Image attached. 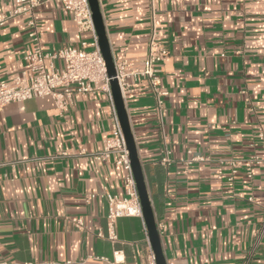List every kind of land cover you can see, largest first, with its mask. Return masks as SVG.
Masks as SVG:
<instances>
[{
    "label": "crops",
    "instance_id": "1",
    "mask_svg": "<svg viewBox=\"0 0 264 264\" xmlns=\"http://www.w3.org/2000/svg\"><path fill=\"white\" fill-rule=\"evenodd\" d=\"M114 61L140 72L148 0H99ZM15 0H0V14ZM40 45L54 52L82 39L55 1L35 9ZM157 30L169 50L159 65L162 122L144 76L129 77L124 103L167 264H264V0H163ZM27 17L0 26V76L24 69L33 43ZM60 68L62 62L55 61ZM112 109L104 92L73 93L60 112L49 96L0 110V264H146L143 218L115 221L106 235L104 190L121 194L124 170L99 159ZM164 148L171 162L161 163ZM192 156L205 160L188 162ZM251 198V199H249ZM81 217L84 229L71 218Z\"/></svg>",
    "mask_w": 264,
    "mask_h": 264
},
{
    "label": "built area",
    "instance_id": "2",
    "mask_svg": "<svg viewBox=\"0 0 264 264\" xmlns=\"http://www.w3.org/2000/svg\"><path fill=\"white\" fill-rule=\"evenodd\" d=\"M55 1L63 10L71 13L82 39L78 45H64L54 52H44L41 49L39 31L35 20V9L41 4ZM163 0H148L149 4V36L147 53L143 60V68L137 73L125 70V61H114L116 75L123 99L129 91V77L144 76L155 98L157 116L162 122L165 112L163 97L167 91L161 88V69L159 65L169 58V50L160 38L156 12L157 4ZM26 16L29 27L28 37L33 45L27 48L22 56L24 69L20 74L9 79L0 76V110L11 102L22 103L34 97L49 96L60 112L66 110L73 93L85 94L94 90L104 92L112 109L109 136L104 139L102 150L96 154L99 159L115 156V164L124 170V182L121 194H113L106 190L98 193L86 194V199L98 195L107 202L106 235L99 231L98 236L106 237L109 241H117L114 229L115 221L121 217L142 218L141 204L134 180L131 162L125 143L124 134L119 123L113 102L110 78L107 75L106 64L98 45V37L92 20V12L88 0H15V5L6 13L0 14V26L10 19ZM60 60L62 66L57 68L55 61ZM264 140V134L259 130L257 134ZM169 150L164 148L160 158L162 164L171 162ZM202 156H192L188 162L203 161ZM2 163L0 162V165ZM264 164V155L253 154L246 161V174L252 176L254 165ZM251 199V198H249ZM74 228L84 229L81 217L71 218ZM113 264L123 261L122 251L113 250ZM146 264H156L155 255L151 248L146 253Z\"/></svg>",
    "mask_w": 264,
    "mask_h": 264
},
{
    "label": "water",
    "instance_id": "3",
    "mask_svg": "<svg viewBox=\"0 0 264 264\" xmlns=\"http://www.w3.org/2000/svg\"><path fill=\"white\" fill-rule=\"evenodd\" d=\"M88 1L92 12L94 28L98 37V45L106 64L107 75L110 78L109 83L111 88V94L115 105L117 117L124 134L125 143L131 162L132 172L141 204L142 218L144 220L148 233L149 243L155 255L156 264H167L159 231L156 224L154 211L149 197L147 184L145 181L143 168L141 165L137 146L125 107L124 99L121 95L117 79L115 78L116 71L114 59L112 56L106 29L103 22L100 3L99 0Z\"/></svg>",
    "mask_w": 264,
    "mask_h": 264
}]
</instances>
